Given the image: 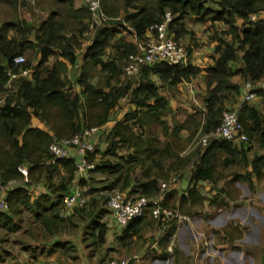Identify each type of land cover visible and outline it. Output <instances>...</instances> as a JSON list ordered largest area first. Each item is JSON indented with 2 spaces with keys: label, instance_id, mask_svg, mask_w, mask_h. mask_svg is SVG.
<instances>
[{
  "label": "trees",
  "instance_id": "1",
  "mask_svg": "<svg viewBox=\"0 0 264 264\" xmlns=\"http://www.w3.org/2000/svg\"><path fill=\"white\" fill-rule=\"evenodd\" d=\"M51 3L53 6L47 17L33 29L20 12L24 1L0 0L12 15V19L0 25V178L4 184L19 182L2 195L8 210L0 212V229L7 233L17 231L20 225L14 218L28 210L43 234L52 237L49 253L55 248L71 251L69 242H60L59 237L67 229L79 226L82 241L89 239L86 247L103 248V252L113 253L115 250L105 244L112 225L110 218L119 228L113 230L117 242L114 247L119 250L130 249V243L139 237L143 226L155 222L160 227L163 222L145 215L120 227L106 207L107 196L100 192L118 190L126 198H153L159 194L160 182L175 178L161 196L160 203L175 213L193 217L196 213L191 212L192 208L202 207L206 202L200 192L203 184L215 186L223 180L227 187L218 191L226 196H229V186L235 183H245L250 190L254 189L253 179L259 182L264 177V154L255 155L253 159H249L248 154L253 144H264V122L255 107L241 101L242 89L232 78L238 76L243 85L246 82L256 85L264 77V19L250 20L252 15L264 10V0H100L106 20L96 28L91 45L85 49L75 85L67 79V69L77 62V51L91 13L85 4L75 8L73 0H52ZM167 12L174 18L170 31L177 43L186 35L194 37L184 24L186 17L208 24L213 30L208 39L213 44L215 56L206 69L203 120L196 122V128L201 125V136L209 134L220 124L226 110L235 109L246 141L214 138L205 147L180 157L177 151L181 149L178 147L180 133L186 124H176L172 132H168L162 120L169 112L168 101L160 90L163 86L191 81L199 69L189 62L184 66L158 61L141 66L135 76L125 74L128 57L137 54L138 45L116 40V35L130 27L129 33L143 41L149 28L160 23ZM219 24L225 29L217 28ZM9 32H14L15 36L9 37ZM31 35L34 41L30 40ZM29 53L31 58L39 55L35 64L30 58L25 59ZM16 56H23L24 63L15 65ZM50 57L57 60L47 66ZM237 60L241 67L233 71L230 65ZM20 67L32 70V74L13 80L11 88L7 89V72H17ZM90 70L104 74L93 83L95 75L92 76ZM255 94L264 99V89H257ZM125 99L132 107L105 135L104 126L113 121L116 108ZM33 118L46 130L33 127ZM152 124L162 126V138L147 135L145 130ZM92 127L98 128L95 137L99 139L86 160L94 169L84 171L79 177L78 157L73 147L68 158L51 162L48 146L53 139L68 140ZM104 141L109 148L101 153L99 148ZM119 150L127 154L118 156ZM108 154L116 160L105 159ZM19 167L26 168L27 182ZM230 167L241 168L243 172L223 175L222 171ZM185 170L191 173L189 185L181 188L178 182ZM96 172L110 178L107 184L91 188L86 194L87 205L75 208L70 216L64 217L63 196L74 191L73 185L79 189L90 187L91 178L87 175ZM38 186L45 192L39 194ZM214 199H209L210 207ZM175 221L170 222L159 240L160 245H165L175 233ZM230 227L222 231L232 239L237 229ZM168 255L163 253V259ZM128 264H134L132 258L128 259Z\"/></svg>",
  "mask_w": 264,
  "mask_h": 264
},
{
  "label": "rangeland",
  "instance_id": "2",
  "mask_svg": "<svg viewBox=\"0 0 264 264\" xmlns=\"http://www.w3.org/2000/svg\"><path fill=\"white\" fill-rule=\"evenodd\" d=\"M20 1L25 2V5L20 10L22 17H24L33 29L38 27L39 23L49 14V10L53 6L51 3L52 0H34L33 3H29L26 0ZM81 1L84 5L83 0ZM10 19H12L10 9L6 5L0 4V24ZM188 23L187 28H189L188 30L192 32L194 37L197 34L201 35L203 33L204 28L202 26L199 27V25H195L190 21ZM89 24L90 22L87 25L86 32L81 37V47L77 51L78 59L76 65L71 67L67 73V76L74 79V82L80 75L81 58L85 49L91 44L96 28L103 25L91 29ZM204 25L208 26V24ZM125 28L127 31L118 33L115 38L122 37L125 40L127 39L128 42H134L132 35L129 33L132 29L130 27ZM210 32L213 31L211 30ZM8 36L12 37L15 34L14 32H9ZM30 40H33L32 35L30 36ZM30 56L29 53L25 59L30 58L29 60L33 64L39 59V55H36L35 58H31ZM28 70L29 74H32V70ZM89 72L92 76L95 75L92 80L93 83H96L99 77L104 74L101 72L100 74H95L94 70H90ZM132 80L134 81V79ZM235 80H238V77ZM72 84L75 85L73 82ZM196 89L198 88L196 87ZM169 90L175 96L176 102L173 107H170L169 112L163 116L162 120H164L170 133L176 124H186V128L180 133L181 136H184L179 139L178 147H181V149L176 150L179 151L180 157H187L189 153L200 148L201 125L196 128V122L203 120L202 95L200 92L198 94L195 93V87H193V95H190L187 92L188 89L186 90L183 86H174ZM165 92L168 94L166 90ZM186 95L187 98H185ZM177 96L178 100L176 98ZM248 103L258 110L262 122H264V99L260 98L255 104L252 101ZM131 107L132 105L128 100L121 101V105L116 108L113 121L104 128L106 131L105 135L115 122L123 119ZM195 130L196 132H194ZM145 132L148 136L162 138L164 130L162 126L152 124ZM193 133L194 135H192ZM166 141L171 142L172 140L166 138ZM103 145L100 151L101 153H106L109 144L105 141ZM252 146L253 149L248 154L249 159H253L255 155L264 154V144L261 143L258 146L253 144ZM117 154L118 156H125L127 153L124 150H119ZM104 157L107 160H116L110 154ZM77 160L79 161L78 158ZM233 171L243 172L241 168L230 167L229 169L223 170L222 173L223 175H230ZM87 177L91 178V186L82 188L86 194L91 188H101L110 179L107 175L99 172L88 174ZM24 182L27 181L24 179ZM16 183L17 185L19 184V182ZM253 183V190H250L247 184L241 182L229 186L227 189L229 196L218 191L220 188L227 187V184L223 183V180L215 186L210 184L200 186V192L206 199L205 204L202 207L195 206L192 208L191 212L196 213L193 217L185 214L180 215L176 211L182 219L180 221L176 219L175 235L170 242V247L168 249L166 248L167 252L171 255L169 259L167 257L165 260L160 259L159 262H150V264H264V177L259 182L253 179ZM215 197L216 199H214ZM209 199H214V204L211 207L207 204L210 201ZM14 222H19L20 227L17 231L7 233L5 230L0 229V255L6 258L8 263L11 261L13 264H108L113 259L122 260L133 258V255L126 257L120 252L106 253L103 252V248L95 249L93 246L86 247L89 244V239L86 238L82 241L83 236L80 226L69 228L60 234V242H69L68 244L72 246L71 251L64 252L62 249L55 248L56 250L54 252L49 253L51 243L53 242L52 237L43 234L42 228L33 218L30 211H22L19 217L14 218ZM111 224V229L109 228L108 230L105 243L109 245L117 244L113 230L119 229L113 220H111ZM227 226H231V229H237L232 239L222 231ZM214 231L220 233L216 234ZM160 238L161 234L157 223L154 222L149 226H143L139 237H136L130 243L133 244L131 246L133 248L131 249L137 251L141 245L156 244L154 249L146 250L145 253L147 255H151V252L159 253L157 251V244H159ZM138 257L140 258L141 255L139 254ZM31 258L32 260L28 261ZM35 259L38 260L36 261Z\"/></svg>",
  "mask_w": 264,
  "mask_h": 264
},
{
  "label": "built area",
  "instance_id": "3",
  "mask_svg": "<svg viewBox=\"0 0 264 264\" xmlns=\"http://www.w3.org/2000/svg\"><path fill=\"white\" fill-rule=\"evenodd\" d=\"M33 3L34 0H26ZM91 13V20L89 27L94 29L100 26L106 17L103 14L100 6V0H83ZM173 16L170 13H165L160 23L152 25L148 32V37L143 41H138V52L135 55H130L125 67V74L127 76H135L141 66L153 64L154 62L162 61L172 65H184L189 62V54L187 49L174 40L173 33L170 31V24L173 22ZM250 20L255 22V16H251ZM137 38V37H136ZM23 56H16L13 59L15 65L24 63ZM9 81L6 88H11V82L17 78L29 77V70L18 68L17 72L9 70ZM258 84V83H257ZM251 82L244 83V88L247 92L244 93L242 102H251L255 97V91L258 86ZM98 132V128L92 127L85 129L81 135H75L68 140L53 139L48 146V152L51 156V162L56 159H66L70 156V149L73 147L79 161L76 164L77 170L83 173L86 170L94 169V165L86 160V155L95 150L92 138ZM222 138L228 141L238 139L246 141L247 137L243 133V128L239 122L238 112L235 109L226 110L220 124L217 128L209 134L201 136L199 139L200 147H205L210 139ZM18 170L25 177L27 171L24 167H19ZM172 178L169 182H160L159 194L153 198L139 197L136 199L126 198L124 194L112 190L109 193L100 192V195L107 196V207L112 212L116 223L120 227H124L128 222L134 219L142 218L145 215L149 216L154 221H162L164 230L170 225L174 219L181 220L182 217L170 209L163 207L160 203V198L167 188L175 182ZM14 181L4 184L0 178V211L6 212L8 210L7 203L2 197L5 190L13 187ZM88 196L82 189H75L63 196V204L66 210H74L75 208H83L87 205ZM108 264H128V259L112 260Z\"/></svg>",
  "mask_w": 264,
  "mask_h": 264
},
{
  "label": "crops",
  "instance_id": "4",
  "mask_svg": "<svg viewBox=\"0 0 264 264\" xmlns=\"http://www.w3.org/2000/svg\"><path fill=\"white\" fill-rule=\"evenodd\" d=\"M73 5H74V7L75 8H79V7H81L83 4H82V1L81 0H73ZM253 16H255V20L257 21V20H262V19H264V10L263 11H261V12H259L258 14H256V15H253ZM47 17V16H46ZM45 17V18H46ZM44 18V19H45ZM43 19V20H44ZM42 20V21H43ZM188 21H190V22H192L193 24H195V25H199V27L200 26H202L203 28H204V31H203V33L201 34V35H199V34H197V36L196 37H191V36H189V35H186V36H184V37H182V38H180L179 40H178V42L180 43V44H182L183 46H185L186 47V49H188L187 51L189 52V63L191 64V65H194V66H196L198 69H199V73L191 80V81H189V82H183V83H181V84H179V85H176L175 87H184L186 90H187V92L190 94V95H193L194 94V90H193V87H195V93H199L200 92V94L202 95V98H201V103H202V100H203V98L205 97V95H206V86H205V78H206V69L212 64V57L213 56H215V54H214V47H213V44L212 43H209V36H210V34L212 33V32H210L211 30H212V28L210 29V27H209V25L208 26H205L204 24H202V23H198V22H196L195 20H194V18L193 17H186L185 19H184V24H185V26H186V28H187V26L189 25V23H188ZM240 22V20H238L237 21V25H238V23ZM2 24V23H1ZM0 24V25H1ZM188 24V25H187ZM220 26H216L217 28H219V29H224V27L221 25V24H219ZM189 28H187V30H188ZM189 31V30H188ZM213 31V30H212ZM190 32V31H189ZM192 33V32H191ZM148 35H149V32L147 31L146 32V34L144 35V37H145V39L148 37ZM33 37V40L32 41H34V36H32ZM198 37V38H197ZM132 38L134 39V42L133 43H137L138 42V39L136 38V36H134V35H132ZM117 39H122V40H125L124 38H122V37H119V38H116V40ZM125 41H128L127 39L125 40ZM92 43V42H91ZM91 44H89V46H90ZM209 55V56H208ZM208 56V57H207ZM82 58H83V56H82ZM82 58H81V60H82ZM57 59L55 58V57H50V59H49V61L47 62V66H50L51 64H53V62H55ZM237 63H239V65H237ZM76 65V64H75ZM75 65H72V66H69L68 67V69H67V73H68V71L71 69V67H73V66H75ZM234 65V66H233ZM230 67H231V69L234 71V70H236V69H238V68H240L241 67V62H240V60H237V61H235L234 63H232L231 65H230ZM237 77L238 76H235V77H233L232 78V82L233 83H236V84H239L240 85V87H241V89H242V92H241V95H242V99H243V95H244V93L245 92H247V90L244 88V85H243V82L239 79V77H238V80H235V79H237ZM67 79L71 82V84H72V82L73 83H75L73 80L74 79H71L69 76H67ZM155 79V78H154ZM200 80H201V82H200ZM75 81H76V79H75ZM195 84V85H194ZM257 86H258V89H264V77L262 78V80H260L259 82H258V84H257ZM172 87H174V86H163L162 88H161V90H160V93L163 95V96H165V98L167 99V101H168V107H169V110H170V107H173L174 105H175V102H176V99H175V96L172 94V93H170L169 91V89L170 88H172ZM196 87L198 88V89H196ZM165 90L168 92V94L165 92ZM257 90V89H256ZM162 91V92H161ZM177 98V100H178V96L176 97ZM185 98H187V95L185 96ZM189 98V97H188ZM242 99H241V101H242ZM259 101L260 100V98L258 97V96H256L255 95V97H254V99L252 100V102L255 104V102L256 101ZM202 109H203V105H202ZM111 122V121H110ZM110 122H108L105 126H104V128L110 123ZM31 124H32V126L33 127H36V128H39V129H41V130H46V127L39 121V120H37V119H32V121H31ZM103 128V129H104ZM111 129V128H110ZM180 137L181 138H183L184 136H181V134H180ZM98 139L99 138H97V137H95V138H93L92 139V142L94 143V146H95V144L98 142ZM103 141V140H102ZM101 142V141H100ZM99 142V143H100ZM105 142V141H104ZM104 145H102L101 147H103ZM101 147L99 148V149H101ZM189 170V169H188ZM188 170H185L184 172H183V175H182V177L179 179V182H178V184H179V186L181 187V188H184V187H186L187 185H189V180H190V171H188ZM78 175H79V177L81 176H83L84 175V173H80V172H78ZM17 183L15 182V185H16ZM218 184V183H217ZM15 185H13V187L15 186ZM204 185V184H203ZM13 187H11V188H13ZM75 189H78V186L77 185H73V188H72V190H75ZM37 192L39 193V194H41V193H43V192H45V189L43 188V187H41V186H38L37 187ZM73 213V210H64V213H63V216L65 217H67V216H70L71 214ZM110 220V222H111V220H112V218H110L109 219ZM159 227V226H158ZM169 227V226H168ZM167 227V228H168ZM109 228H110V226H109ZM167 228L164 230V228H163V225L162 224H160V227H159V230H160V234H161V237L165 234V231L167 230ZM111 229V228H110ZM174 235H175V233L173 234V235H171L170 237H169V241L165 244V245H160V244H157V246H158V248H157V251H159V253H156V252H151L150 254L151 255H147V253H145L146 252V250H151V249H154V247L156 246V244H144V245H141L140 246V248L136 251L135 249H131V248H133V247H131L130 249H123V248H121L120 250L117 248V246L116 247H114L116 244H111V245H107L106 247H108V248H112V249H114L115 251H113V253L115 252H120L121 254H124V256H126V257H130L129 255H133L132 257V259L133 260H135L134 261V264H150V262L152 263H155V262H159L160 261V259H162V260H165V259H163V253H166L167 252V250H166V248L168 249V247H170V242L172 241V238L174 237ZM133 245V244H132ZM131 245V246H132ZM0 249H1V246H0ZM132 250H134V251H132ZM134 253H136V254H134ZM168 254H169V252H167ZM141 255V257L139 258L138 257V255ZM170 255L171 254H169L168 255V259H169V257H170ZM13 259V258H12ZM11 259V260H12ZM32 260V258L31 259H28V261H31ZM36 261L38 260V259H35ZM113 260H115V259H113ZM167 260V259H166ZM8 260L6 259V258H4V257H1V255H0V264H13L11 261H10V263H8L7 262ZM36 261H34V262H36Z\"/></svg>",
  "mask_w": 264,
  "mask_h": 264
}]
</instances>
